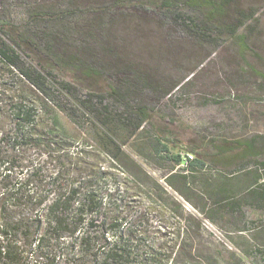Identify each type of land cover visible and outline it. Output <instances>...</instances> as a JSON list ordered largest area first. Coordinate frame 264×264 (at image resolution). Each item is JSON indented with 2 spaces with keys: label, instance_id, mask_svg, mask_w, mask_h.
<instances>
[{
  "label": "trees",
  "instance_id": "obj_1",
  "mask_svg": "<svg viewBox=\"0 0 264 264\" xmlns=\"http://www.w3.org/2000/svg\"><path fill=\"white\" fill-rule=\"evenodd\" d=\"M158 1V14L216 41L228 34L241 50L258 14L239 9L225 23L234 0ZM114 8L105 0H0V264H189L201 228H140L151 213L137 197L152 199L161 217L185 218L188 201L212 221L244 216L248 205L264 219V135L181 125L170 103L197 87L196 72L175 80L104 61L98 47ZM65 119L88 123L95 145L79 141ZM180 127L195 137L184 140ZM33 148L48 154L43 164ZM183 150L195 155L188 166ZM148 164L168 169L164 181ZM247 236L251 249H264V226ZM243 254L264 264L256 252Z\"/></svg>",
  "mask_w": 264,
  "mask_h": 264
},
{
  "label": "rangeland",
  "instance_id": "obj_2",
  "mask_svg": "<svg viewBox=\"0 0 264 264\" xmlns=\"http://www.w3.org/2000/svg\"><path fill=\"white\" fill-rule=\"evenodd\" d=\"M81 1L85 3L88 0ZM105 2L115 8L112 11L113 21L108 25L109 30L102 34V44L98 47L101 54L105 52L102 55L104 61L113 65L140 66L153 75L175 80L196 72L197 87L191 90V94L178 99L175 106L173 102L170 103L172 107L169 110L178 117L181 125L207 122V134L214 136L239 135L250 129L264 135V0H234L220 17L221 22L227 23L235 19L239 9L257 11L256 18L249 23L246 31L244 50L228 34L219 36L216 41L217 34L201 36L176 20L158 14L154 4L159 3L158 0H140L137 7L127 5L124 0ZM188 13L207 19L204 13ZM73 50L76 48H70V51ZM198 97L200 100L208 99L209 104L197 105L195 101ZM64 123L79 141L95 145L88 132V123L85 129L66 119ZM178 131L184 140L195 137L190 130L180 127ZM30 153L36 158L35 162L41 161L43 164L48 159V154H42L41 150L33 148ZM134 155L142 160L139 155ZM147 169L160 181H164L168 172L167 168L154 164H148ZM136 199L143 212L151 213L148 223L142 225V222H138L142 225L140 228L157 226L159 223L177 226L184 222L192 225L195 231L201 228L196 235L199 246L189 264H252L251 258H247L243 251L252 253V257L255 252L260 254V261L264 263V249H251L254 242L247 236L263 227L264 219L255 216L250 205L245 207L244 216L237 212L227 215L225 219L212 221L188 201H183L184 218L170 211L161 217L152 199ZM187 213L195 217L186 220ZM239 225L247 230L236 231Z\"/></svg>",
  "mask_w": 264,
  "mask_h": 264
},
{
  "label": "built area",
  "instance_id": "obj_3",
  "mask_svg": "<svg viewBox=\"0 0 264 264\" xmlns=\"http://www.w3.org/2000/svg\"><path fill=\"white\" fill-rule=\"evenodd\" d=\"M180 155L181 157L183 158V163H182V166H188L190 160L194 159V154L192 152H189V151H180ZM79 234V233H77ZM64 240L66 242H69L71 240V237H64Z\"/></svg>",
  "mask_w": 264,
  "mask_h": 264
}]
</instances>
